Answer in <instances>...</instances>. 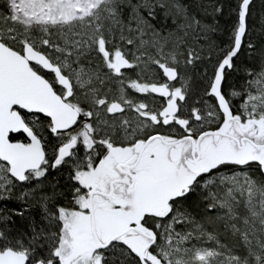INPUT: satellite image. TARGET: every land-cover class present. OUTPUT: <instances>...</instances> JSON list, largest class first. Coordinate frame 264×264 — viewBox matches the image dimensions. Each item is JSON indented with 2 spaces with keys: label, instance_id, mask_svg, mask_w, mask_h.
<instances>
[{
  "label": "snow or ice",
  "instance_id": "snow-or-ice-1",
  "mask_svg": "<svg viewBox=\"0 0 264 264\" xmlns=\"http://www.w3.org/2000/svg\"><path fill=\"white\" fill-rule=\"evenodd\" d=\"M255 9L0 0V264H264Z\"/></svg>",
  "mask_w": 264,
  "mask_h": 264
},
{
  "label": "trees",
  "instance_id": "trees-1",
  "mask_svg": "<svg viewBox=\"0 0 264 264\" xmlns=\"http://www.w3.org/2000/svg\"><path fill=\"white\" fill-rule=\"evenodd\" d=\"M256 3V13L259 14L260 8H261V0H255ZM257 27H259V25H257Z\"/></svg>",
  "mask_w": 264,
  "mask_h": 264
}]
</instances>
